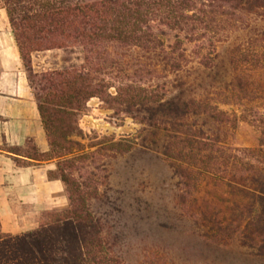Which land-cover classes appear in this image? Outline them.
Here are the masks:
<instances>
[{"label": "trees", "instance_id": "trees-1", "mask_svg": "<svg viewBox=\"0 0 264 264\" xmlns=\"http://www.w3.org/2000/svg\"><path fill=\"white\" fill-rule=\"evenodd\" d=\"M0 8L47 143L44 153L31 139L10 152L21 166L51 162L47 178L68 199L34 230L0 226V264H128L90 202L102 198L106 159L136 140L85 142L78 120L94 97L160 144L206 250L237 241L264 257V0H0ZM220 48L233 71L217 81ZM52 50L60 64L35 70L32 54ZM241 120L258 132L256 146L231 143Z\"/></svg>", "mask_w": 264, "mask_h": 264}, {"label": "rangeland", "instance_id": "rangeland-1", "mask_svg": "<svg viewBox=\"0 0 264 264\" xmlns=\"http://www.w3.org/2000/svg\"><path fill=\"white\" fill-rule=\"evenodd\" d=\"M247 37L248 33L244 31L230 41L238 42ZM219 50L218 66L210 72L217 81L225 72L233 71L224 48ZM61 57V51L52 50L33 53L31 60L35 70H42L56 67ZM204 80L213 82L210 78ZM213 83L217 84L216 81ZM78 124L89 135L86 143L102 137L136 140V147L129 153L106 159L105 171L101 173L102 198L90 202L91 210L104 219L110 242L128 264H162L164 261L175 264H264L263 256L240 246L237 241L226 250L205 249L196 236L199 229L189 211V201L183 203L179 198L177 179L161 155L160 144L152 145L146 141L145 134H139L141 125L136 120L115 113L114 108L94 97L87 102ZM257 138L256 129L241 120L231 143L237 147H253L257 145ZM14 206L18 212L15 221L24 224L33 219L39 224L41 215L46 212L26 214L30 211L28 206L17 202Z\"/></svg>", "mask_w": 264, "mask_h": 264}, {"label": "crops", "instance_id": "crops-1", "mask_svg": "<svg viewBox=\"0 0 264 264\" xmlns=\"http://www.w3.org/2000/svg\"><path fill=\"white\" fill-rule=\"evenodd\" d=\"M29 139L39 152H46L36 102L6 13L0 8V226L3 233L18 234L38 225L35 219L25 224L15 221L18 212L14 202L28 206L30 211L26 214L68 207L62 183L47 178V171L53 168L51 162L29 166L15 162V157H21L11 153L9 147L24 150Z\"/></svg>", "mask_w": 264, "mask_h": 264}]
</instances>
